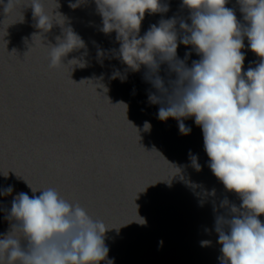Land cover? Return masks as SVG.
Segmentation results:
<instances>
[{"label":"water","instance_id":"95a60500","mask_svg":"<svg viewBox=\"0 0 264 264\" xmlns=\"http://www.w3.org/2000/svg\"><path fill=\"white\" fill-rule=\"evenodd\" d=\"M74 2L58 0L54 12L66 16L85 41L88 67L49 68V49L38 39L31 45V35L39 31L32 26L31 8L23 11V23L7 28L5 41L0 38V173L9 172L7 178L0 175V188L13 186L11 195L0 197V234L8 230L4 216L13 197L20 192L33 195L26 181L36 189L55 187L94 218L105 220L112 228L105 233L107 258L114 264H220L213 205L227 198L239 206L240 200L209 169L201 128L187 119L191 132L182 135L175 119L157 118L160 106L147 103L154 89L145 81L143 67L128 72L125 82L111 79L114 70L124 72L126 66L110 56L101 61L97 50L118 49L116 34L100 31L93 0L72 9L69 4ZM165 2L169 11L163 18L187 19L180 0ZM55 6L50 0L48 8ZM226 7L244 23L236 0ZM19 18L15 11L5 23ZM161 18L145 13L140 35ZM59 35L61 28L54 26L43 42L55 45ZM189 50L179 45L177 54L183 58ZM242 51L246 71L259 58L248 50L246 39ZM83 52L70 53L62 62L67 65ZM197 59L192 53L188 64ZM190 154L198 157L199 171L191 166ZM174 167L180 169L176 176ZM185 181L199 185L196 191L215 189L216 195L201 197V205ZM259 218L264 221V215ZM206 240L211 244L202 246Z\"/></svg>","mask_w":264,"mask_h":264},{"label":"clouds","instance_id":"9594fccd","mask_svg":"<svg viewBox=\"0 0 264 264\" xmlns=\"http://www.w3.org/2000/svg\"><path fill=\"white\" fill-rule=\"evenodd\" d=\"M49 2L0 0V38L4 40L9 26L23 23V11L31 8L32 26L39 30L31 35V45L38 39L49 49V68L70 66L72 71L74 66L88 67L83 58L87 55L85 41L66 16L54 12L60 7L58 0H51L56 5L51 9ZM86 2L75 0L69 7L75 9ZM93 2L101 17L100 31L106 35L115 32L119 44L118 49H98L97 57L102 61L110 56L126 66L124 72L114 70L110 78L125 82L128 72L143 67L144 79L154 89L148 92L147 103L160 106L157 118L175 119L182 135L191 132L184 121L193 119L202 131L209 169L224 190L240 200L239 206L227 198L213 205L220 264H264V221L259 218L264 215V0H236L244 23L233 8L226 7L229 0H180V8L188 11L187 19L163 18L169 11L165 0ZM15 11L20 18L6 24ZM145 13L161 14L162 18L141 36ZM54 26L61 28V35L55 45H46L45 34ZM245 39L259 62L243 71ZM179 45L190 48L183 58L177 54ZM81 49L80 58L68 60L67 65L62 62ZM192 53L199 59L189 65ZM144 129H150L148 122ZM190 162L200 170L196 155L190 154ZM174 168L176 176L180 169ZM8 174L0 173L5 178ZM25 183L33 195L20 192L11 201L4 216L8 230L0 234V264H114L107 258L105 233L112 228L105 220L94 218L86 207L70 202L55 187L36 189ZM185 183L201 205V197L216 195L215 189L196 191L199 185ZM12 193V185L0 188V197ZM142 221L140 224L146 223ZM210 244L201 241L202 246Z\"/></svg>","mask_w":264,"mask_h":264}]
</instances>
